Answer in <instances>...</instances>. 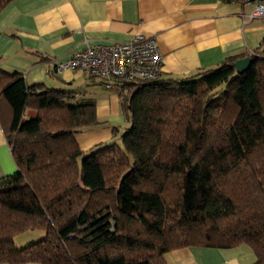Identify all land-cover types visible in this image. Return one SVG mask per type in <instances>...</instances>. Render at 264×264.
<instances>
[{
    "label": "trees",
    "instance_id": "obj_1",
    "mask_svg": "<svg viewBox=\"0 0 264 264\" xmlns=\"http://www.w3.org/2000/svg\"><path fill=\"white\" fill-rule=\"evenodd\" d=\"M245 56L243 73L229 56L187 77L118 80L129 125L87 152L75 134L97 123L93 101L0 70L17 167L0 179V263L169 264L178 248L245 246L264 264V57ZM35 229L45 236L17 247Z\"/></svg>",
    "mask_w": 264,
    "mask_h": 264
},
{
    "label": "crops",
    "instance_id": "obj_2",
    "mask_svg": "<svg viewBox=\"0 0 264 264\" xmlns=\"http://www.w3.org/2000/svg\"><path fill=\"white\" fill-rule=\"evenodd\" d=\"M242 8L240 0H12L0 12V70L21 74L28 86L72 92L75 103L91 100L97 118L121 122L117 92L104 93L102 79L81 70L56 72L55 64L86 43L125 42L136 34L155 38L164 76L198 74L229 56L264 57V16L244 22ZM36 115L27 108L23 117ZM5 126L0 120V179L17 170ZM111 131L109 125L88 127L75 139L87 152L109 140ZM165 258L169 264L254 262L245 246H189Z\"/></svg>",
    "mask_w": 264,
    "mask_h": 264
},
{
    "label": "built area",
    "instance_id": "obj_3",
    "mask_svg": "<svg viewBox=\"0 0 264 264\" xmlns=\"http://www.w3.org/2000/svg\"><path fill=\"white\" fill-rule=\"evenodd\" d=\"M243 21L264 16V0H240ZM81 70L101 78L106 88L119 90L118 80H149L162 73V54L153 36L136 34L112 44H88L55 64V71Z\"/></svg>",
    "mask_w": 264,
    "mask_h": 264
},
{
    "label": "rangeland",
    "instance_id": "obj_4",
    "mask_svg": "<svg viewBox=\"0 0 264 264\" xmlns=\"http://www.w3.org/2000/svg\"><path fill=\"white\" fill-rule=\"evenodd\" d=\"M99 86L101 87L100 90H103L104 93L106 92H109L107 90H110V91H114V92H117V94L121 95L122 91L120 90H112V89H108L105 87L104 84H99ZM67 104H74L75 102H73L72 99L66 101ZM120 116L123 117V121L121 122H110L108 119H104V118H97V123L95 125H92L90 126L91 128H101V126L103 125H109L110 128H111V138L109 140H107L106 142L104 143H108L110 141H115L116 143H119V135L120 133H122L126 127H128V122L122 112V109H121V101H120ZM45 236V231L43 229H35V230H28V231H25L19 235H17L15 237V241H16V245L19 246V247H23L27 244H30V243H33V242H36L38 240H40L41 238H43Z\"/></svg>",
    "mask_w": 264,
    "mask_h": 264
},
{
    "label": "water",
    "instance_id": "obj_5",
    "mask_svg": "<svg viewBox=\"0 0 264 264\" xmlns=\"http://www.w3.org/2000/svg\"><path fill=\"white\" fill-rule=\"evenodd\" d=\"M251 58L249 56H244L234 61L233 65L237 72L243 73L250 67Z\"/></svg>",
    "mask_w": 264,
    "mask_h": 264
}]
</instances>
